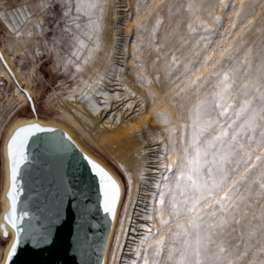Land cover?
Returning a JSON list of instances; mask_svg holds the SVG:
<instances>
[{"label":"snow or ice","instance_id":"1","mask_svg":"<svg viewBox=\"0 0 264 264\" xmlns=\"http://www.w3.org/2000/svg\"><path fill=\"white\" fill-rule=\"evenodd\" d=\"M56 3L57 0H38L36 8L43 15L35 22V28L40 33L46 22L58 25L61 21L79 20L80 14H83L89 18L86 34L98 38L101 30L98 14L104 12L107 0H63L59 14L54 12ZM17 11L23 13L25 9ZM187 11L192 12L191 5ZM33 19L34 12H27L23 16L25 24ZM75 27L79 29L81 25L76 23ZM197 28H206L202 20L188 25L190 33L195 34ZM20 29V24L10 27L17 38L22 36ZM66 30L71 29L66 25ZM32 35V32L28 33L29 37ZM152 39L156 41L155 36ZM233 47L234 44L228 48L221 47L220 61L231 60ZM224 54H228L227 57ZM214 59L209 57L204 63L211 64ZM195 63H199V60ZM240 63L242 68L227 70H223L227 65L221 63L220 68L211 73L217 78V83L196 107L192 135L184 141L183 156L174 165L165 166L169 171L174 166L178 167L176 194H171L174 218L195 213L186 225L178 223L176 226L177 232L173 235L182 236L183 239L179 247L169 248L167 260L170 264H244L245 261L247 264H264V55ZM206 78L190 80L188 85L180 88V92H186ZM180 92L176 95L179 96ZM229 100L234 102L227 103ZM230 112L233 113L231 117ZM41 133L47 134L43 137L47 159L44 178L50 185L51 207H58L63 194L67 192L64 164L65 157L75 147L71 138L58 129L43 128L36 124L17 127L7 145L11 161V187L8 192L11 208L5 219L17 229V241L8 253V261L15 255L20 243V222L30 216L26 210L17 211L20 174L32 159L27 146ZM205 136L210 138L205 139ZM257 152L261 154L257 155ZM83 159L97 179L103 211L112 213L119 186L100 165L87 156ZM164 198L165 194L160 193L161 205ZM58 218V212H51L47 217L49 226ZM170 222L161 221L164 225ZM237 231V241L230 242L228 237ZM44 238V233H41L40 239ZM148 239L149 236H145L142 243ZM155 244L156 251L151 253V259L150 250L145 249L143 264H159L163 259L161 252L165 248L164 238L156 240Z\"/></svg>","mask_w":264,"mask_h":264},{"label":"bare ground","instance_id":"2","mask_svg":"<svg viewBox=\"0 0 264 264\" xmlns=\"http://www.w3.org/2000/svg\"><path fill=\"white\" fill-rule=\"evenodd\" d=\"M60 1L63 3V0ZM146 1L107 0L104 12L98 14L101 24L98 38L86 34L89 18L83 14H80L79 20H69L64 25L71 29L68 40L72 47L67 53L68 59L74 64L73 71L80 77L74 86L76 93L72 106L62 107L60 112L89 136L101 133L106 141L104 146L124 170L128 180L127 204L121 231L118 232L119 249L115 251L112 264H137L139 253L135 248L139 243L143 244L145 236H149L148 241L152 236L164 238L163 251L183 238L173 235L177 231L173 228L174 224L180 221L173 216L171 200V194H176L178 167L174 166L169 171L165 166L181 160L184 141L192 135L196 107L213 90L217 78L211 73L219 69V57L215 50L199 54L195 51L198 46L192 47V50L189 49L192 43L183 46V16H173L171 0H163L164 9L151 10L149 18L145 17L144 8L147 6L148 10L155 5L152 0L149 3ZM25 3V11L21 14L34 12L30 0ZM159 20L166 33L152 35L146 32ZM76 23L81 25L79 29H76ZM2 52L4 54L3 49ZM209 57L216 59L211 64H205ZM6 60L9 63V59ZM197 60L199 63H195ZM1 66L11 76L6 67ZM186 69H190L187 74ZM197 77L207 78L186 92H180L181 87ZM17 88L26 96L18 85ZM177 92H180L179 96ZM22 120H15L7 132ZM58 123L72 132L66 123ZM208 138L205 136V139ZM160 193L165 194L163 205L159 202ZM2 203L6 207L4 197ZM162 220L171 222L164 225ZM9 232L0 264L4 263L12 240L10 228Z\"/></svg>","mask_w":264,"mask_h":264},{"label":"rangeland","instance_id":"3","mask_svg":"<svg viewBox=\"0 0 264 264\" xmlns=\"http://www.w3.org/2000/svg\"><path fill=\"white\" fill-rule=\"evenodd\" d=\"M25 1L26 0H0V46L6 58L9 59L12 70H16L15 74L19 82L22 83L21 85L30 90L36 111L34 113L31 109L27 97L22 95L21 92L19 93L20 90L17 88L16 82L11 78L12 76L4 72L5 68L1 66L4 64L0 61V212L3 205L1 195L4 186L3 181L5 180L3 140L9 126L17 119H28L33 117H37L44 121L66 123V125L71 127L73 135L82 146L108 166L122 184V193L116 213V218L119 220L114 218L115 222L104 263L112 264L115 251L119 249L118 237L120 233L118 232L121 231V223L127 204L129 190L128 180L127 177H125L126 174L124 170L104 146L106 143L104 136L101 133H97L95 137L89 136L83 128L77 126L72 120L68 119L60 112L62 107L65 109L72 106L75 99L74 94L76 93L74 86L80 77L73 71L74 64L68 59L67 54L72 45L70 40H68L70 31L66 30V26L64 25L69 20L61 21L58 25L52 22H46L43 32L40 33L39 30L35 28V22L37 20H32V22L25 24L23 20L24 14L17 11L18 9L26 7ZM152 1H154L153 4L155 7H149L148 10L147 6L144 8V15L146 18H149V15H151V10L154 12L158 9H164L162 6H165V1ZM171 1L173 16L178 17L179 14L183 16V46L186 45V43L187 46L192 43L189 49L192 50V47L198 46L195 48V51L199 54L201 52L215 50L219 57V68L220 64L223 63L227 65L223 70L232 67L239 69L243 67L240 63L241 61L256 59L264 55V0ZM149 2L150 0H147L145 3ZM30 3L34 11V18L41 19L43 14L36 8L38 0H30ZM242 3L243 7H241ZM61 4V1L57 0V3L54 5V12L57 14L62 11ZM189 5L192 6L191 13L187 11ZM57 19H59V16H57ZM196 20H202L206 28H197L196 33L193 34L189 32L188 25ZM16 24L21 25L20 30L22 36L20 38L15 37L13 32L10 31V27H15ZM233 25H236V27H233ZM206 29H210V31ZM29 32L33 33L31 37L28 36ZM146 32L152 35H157L160 32L164 34L166 33V28L162 27V22L159 20L150 25ZM171 33H174V31H171ZM237 41L238 43H235ZM233 44L234 47L231 52V60L225 59L224 61H220L222 55L221 47L228 48ZM249 50H251V53ZM224 55L227 57L228 54ZM2 67L4 70H2ZM189 72L190 69H187V73ZM232 102L234 101H227V103ZM229 115L231 117L233 113L230 112ZM260 154V152H257V155ZM193 215H195V213L181 216L178 223H187ZM178 223L174 224L173 228H177L176 226ZM238 236V231L233 232L228 239L230 242L235 243ZM9 237L10 236H2L0 232V260L4 255V247ZM151 239L152 241H150ZM158 239L160 238L152 236L146 243H139L137 245L135 248L139 253L137 256V264H143L145 249L150 250L151 259V253L156 251L155 241ZM182 239L183 238L178 242L179 245L173 243L170 244L169 248L179 247ZM169 248H167L166 251H163L165 248L162 250L161 256L163 259L159 261V264H170L167 260ZM244 264H247V261H245Z\"/></svg>","mask_w":264,"mask_h":264},{"label":"water","instance_id":"4","mask_svg":"<svg viewBox=\"0 0 264 264\" xmlns=\"http://www.w3.org/2000/svg\"><path fill=\"white\" fill-rule=\"evenodd\" d=\"M0 59L16 82L15 84L20 86L26 94L31 109L35 113L34 100L29 90L19 82L1 47ZM28 124L58 129L60 133L71 138L75 147L65 157L64 181L67 192L63 194V200L58 207H51L50 185L44 178L47 172V159L43 137L47 134H38V137L33 138L27 146V152L32 159L20 174L17 211L26 210L30 216L20 222L22 230L20 243L17 245L15 255L11 261H8V253L17 241V229L5 219L11 208L8 196L11 187V161L7 145L15 129ZM3 153L6 181H3L1 196L2 200L3 197L5 198L7 204L6 207L2 205L0 212V232L4 237L10 236L9 228L13 232L3 264H104L122 193L121 182L114 172L84 148L68 128L58 122L44 121L37 117L16 123L6 133L3 140ZM84 156L100 165L119 186L116 206L110 214L103 211L97 179L87 161L83 159ZM50 209L51 212L59 213V218L51 226L47 219L51 214ZM41 233H44V239H40Z\"/></svg>","mask_w":264,"mask_h":264}]
</instances>
